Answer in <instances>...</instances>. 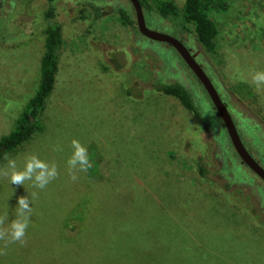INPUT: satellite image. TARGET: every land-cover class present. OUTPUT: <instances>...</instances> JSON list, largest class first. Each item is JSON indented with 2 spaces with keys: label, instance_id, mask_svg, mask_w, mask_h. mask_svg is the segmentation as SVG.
Returning a JSON list of instances; mask_svg holds the SVG:
<instances>
[{
  "label": "rangeland",
  "instance_id": "1",
  "mask_svg": "<svg viewBox=\"0 0 264 264\" xmlns=\"http://www.w3.org/2000/svg\"><path fill=\"white\" fill-rule=\"evenodd\" d=\"M2 2L0 140L38 90L48 26L47 0ZM174 2L181 8L184 0ZM91 4L109 14L96 17ZM53 5L63 46L41 116L44 131L6 155L0 169L9 159L22 169L37 155L55 163L59 177L40 190L0 176L5 226L16 218L17 197L37 194L26 244L4 249L0 241L7 252L0 264H264V182L241 161L176 50L121 23L116 8L132 10L135 18L129 0ZM211 18L218 29L213 52L198 42L192 25L182 32L179 18L157 9L145 15L149 29L185 43L264 168V88L251 83L253 72L264 71V0H229ZM155 82L182 83L199 115L161 96ZM73 139L87 147L93 165L75 182L67 168ZM58 145L63 151H54Z\"/></svg>",
  "mask_w": 264,
  "mask_h": 264
},
{
  "label": "trees",
  "instance_id": "2",
  "mask_svg": "<svg viewBox=\"0 0 264 264\" xmlns=\"http://www.w3.org/2000/svg\"><path fill=\"white\" fill-rule=\"evenodd\" d=\"M54 1L47 0L46 20L48 21V26L45 32L44 52L41 59V77L38 90L29 101L27 108L17 119L15 128L0 140V163L6 155L13 153L25 143L29 142L34 136L44 131L41 116L45 110L46 102L54 90L59 70V55L63 46L62 28L56 21ZM139 2L145 15L157 9L164 17L174 16L179 18V25L181 27L179 30H182V32L186 31V25H192L198 42L210 52H213L215 48L214 42L218 35V29L214 20L211 18V13L224 12L229 7V0H184L181 8L175 4L174 0H139ZM90 7L96 17L109 14L107 11L93 4ZM115 13L123 25L133 30L138 29L132 10L116 8ZM179 30L178 34H180ZM153 88L161 96L176 98L187 110L199 115V107L195 103L192 91L182 83L155 82L153 83ZM128 94L132 95L130 89H128ZM134 99L136 104L139 105L141 97L139 96ZM232 160L234 161V159ZM233 163L235 170L233 168L232 173L236 179V171H239V168L236 170L235 161ZM198 169L202 175H205V167L200 162H198ZM244 179L245 182H250V179L253 181L250 177H245ZM252 181L248 184H252ZM252 186L254 185L252 184ZM226 188L229 187L226 186ZM250 228L252 230V227Z\"/></svg>",
  "mask_w": 264,
  "mask_h": 264
},
{
  "label": "clouds",
  "instance_id": "3",
  "mask_svg": "<svg viewBox=\"0 0 264 264\" xmlns=\"http://www.w3.org/2000/svg\"><path fill=\"white\" fill-rule=\"evenodd\" d=\"M251 83L259 90L264 88V71H255L251 75ZM72 154L67 160L69 178L75 182L79 178V173H86L93 165L90 161L88 149L80 141H71ZM54 151H63L59 145ZM0 176L7 178L11 185L24 187L26 182H31L32 187L44 190L51 182L59 177V170L55 163H49L40 159L37 155L26 158L22 169H18L15 159H9L6 168L0 169ZM36 192L17 197L16 218L9 221L8 214L0 215V241L4 243V249L8 245L19 243L26 244L27 230L33 214V199ZM0 249V255L7 252Z\"/></svg>",
  "mask_w": 264,
  "mask_h": 264
},
{
  "label": "water",
  "instance_id": "4",
  "mask_svg": "<svg viewBox=\"0 0 264 264\" xmlns=\"http://www.w3.org/2000/svg\"><path fill=\"white\" fill-rule=\"evenodd\" d=\"M129 2L135 12L139 33L152 42L165 43L172 46L176 50L183 62L192 71L208 94L215 110L217 111V114L223 121L231 144L237 155L241 161L264 182V168L245 147L227 106L222 101V98L220 97V94L218 93L212 80L202 66L196 61L188 47L180 39L149 29L147 27L144 11L139 0H129Z\"/></svg>",
  "mask_w": 264,
  "mask_h": 264
},
{
  "label": "flooded vegetation",
  "instance_id": "5",
  "mask_svg": "<svg viewBox=\"0 0 264 264\" xmlns=\"http://www.w3.org/2000/svg\"><path fill=\"white\" fill-rule=\"evenodd\" d=\"M4 3L2 2V0H0V11H3L4 10Z\"/></svg>",
  "mask_w": 264,
  "mask_h": 264
}]
</instances>
